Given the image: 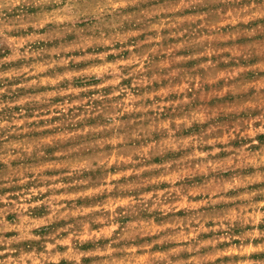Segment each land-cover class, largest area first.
Returning a JSON list of instances; mask_svg holds the SVG:
<instances>
[{"label":"clouds","instance_id":"obj_1","mask_svg":"<svg viewBox=\"0 0 264 264\" xmlns=\"http://www.w3.org/2000/svg\"><path fill=\"white\" fill-rule=\"evenodd\" d=\"M0 264H264V0H0Z\"/></svg>","mask_w":264,"mask_h":264}]
</instances>
